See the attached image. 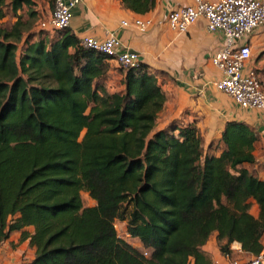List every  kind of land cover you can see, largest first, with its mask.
<instances>
[{"label": "trees", "instance_id": "trees-1", "mask_svg": "<svg viewBox=\"0 0 264 264\" xmlns=\"http://www.w3.org/2000/svg\"><path fill=\"white\" fill-rule=\"evenodd\" d=\"M33 4L0 0V21ZM121 4L146 15L156 0ZM30 30L20 16L0 26V243L20 233L31 264H213L203 251L212 237L224 257L234 242L260 255L254 128L227 122L206 150L194 123L163 116V72L121 67L122 89L110 92L113 58L72 28L25 38ZM118 221L143 250L118 235Z\"/></svg>", "mask_w": 264, "mask_h": 264}, {"label": "crops", "instance_id": "crops-1", "mask_svg": "<svg viewBox=\"0 0 264 264\" xmlns=\"http://www.w3.org/2000/svg\"><path fill=\"white\" fill-rule=\"evenodd\" d=\"M190 4L191 0H156L154 10L139 15L124 9L121 0H82V4L73 11L71 28L80 39L93 36L104 40L110 34H115L126 48L140 55L142 63L163 72L159 81L168 95L166 120L179 119L184 123H194L206 145L220 138L227 122H243L254 128L259 140L254 145L253 155L257 164L264 163V113L240 108L231 97L209 85L218 77V71L210 64L209 58L222 48V36L209 33L203 19L184 33H175L167 26L169 10ZM138 16H147L153 20L147 33L142 34L134 27H122V21L132 22ZM249 46L251 63L263 79L264 27L249 39ZM111 66L109 78L121 83L123 74L116 70L120 67L115 61H111ZM248 169L264 181L263 169L257 165ZM253 205L255 212L250 214L257 217L258 206L255 203ZM29 230L32 231L31 228ZM20 238V233H14L0 243V264H31L35 258V249L30 247L28 240L21 241ZM203 251L213 264H224L232 256L245 259L243 261L253 259L251 255L242 252L240 244L236 242L231 245V255L222 256L214 237L210 238Z\"/></svg>", "mask_w": 264, "mask_h": 264}, {"label": "built area", "instance_id": "built-area-1", "mask_svg": "<svg viewBox=\"0 0 264 264\" xmlns=\"http://www.w3.org/2000/svg\"><path fill=\"white\" fill-rule=\"evenodd\" d=\"M81 4L82 0H55L54 11L39 23V28L49 33L71 28L73 11ZM200 19L206 22L209 33L223 38L222 48L209 58L218 71V77L209 85L231 97L240 108L264 113V82L251 63L249 46V39L264 27V0H191L190 5L169 10L166 22L171 31L184 33ZM152 24L153 20L147 16L121 23L122 27H134L142 34L147 33ZM81 45L113 58L119 67L127 70L137 69L142 63L140 55L126 48L115 34L104 40L85 36L81 38ZM224 264H264V241L258 257Z\"/></svg>", "mask_w": 264, "mask_h": 264}, {"label": "rangeland", "instance_id": "rangeland-1", "mask_svg": "<svg viewBox=\"0 0 264 264\" xmlns=\"http://www.w3.org/2000/svg\"><path fill=\"white\" fill-rule=\"evenodd\" d=\"M32 1H34V4L32 5L31 8H29L28 6H23V8L21 10H19L17 13V16H20L22 18L25 27H29V28L31 27V30L25 34V38L28 35L40 34L42 32V30L39 28V23L42 20L48 19L51 16V14L55 8V0H32ZM32 10L37 12L36 17L31 16L30 13ZM17 16H15L12 13L11 9L8 8L7 17L4 20L0 21V26L10 28L17 21ZM49 34H50V37L56 35V33H49ZM116 70L121 72L122 68L120 67ZM261 80L264 81V77ZM108 82H111L110 85L107 84V87L110 90V92L120 90L121 83L119 82V80H113L112 77H110L108 79ZM161 86L163 87V84H161ZM166 97L168 98V95ZM166 114H167V107H165L163 116H166ZM204 143H205L204 149L207 150L206 142H204ZM82 199H83L85 207H91V206L96 205V202L94 200H92L91 197L87 193H82ZM253 206L254 205L252 203V205L250 206V209H249L250 213L255 212ZM116 229H117L118 235L122 239L126 240L127 242L132 244L134 247H137L138 249L143 250L142 244L138 240L132 239L128 235L126 222H120V221L116 222ZM263 241H264V239H263ZM243 260H245V259H243ZM243 260H241L240 258H237V257H233V256L229 257V259H228V261H237V262L238 261L243 262Z\"/></svg>", "mask_w": 264, "mask_h": 264}]
</instances>
